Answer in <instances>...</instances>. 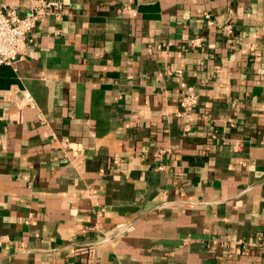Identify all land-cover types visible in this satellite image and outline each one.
Here are the masks:
<instances>
[{"label":"crops","instance_id":"1","mask_svg":"<svg viewBox=\"0 0 264 264\" xmlns=\"http://www.w3.org/2000/svg\"><path fill=\"white\" fill-rule=\"evenodd\" d=\"M63 1L0 65V264H264L230 253L264 236V0Z\"/></svg>","mask_w":264,"mask_h":264},{"label":"built area","instance_id":"2","mask_svg":"<svg viewBox=\"0 0 264 264\" xmlns=\"http://www.w3.org/2000/svg\"><path fill=\"white\" fill-rule=\"evenodd\" d=\"M64 10L65 3L63 0H47L30 6L28 11L21 16L18 13L16 4L5 3L0 0V65L15 66L18 59L27 52L29 44L32 42L31 33L36 24L41 20L61 14ZM122 13L128 14L132 18L138 16L137 8L130 4L122 8ZM205 17L209 24H215V19L211 13H206ZM233 18L234 11L230 10L223 26V29L229 34L234 31ZM202 42V38H195L192 40L191 45L199 47L202 45ZM181 88L182 91L179 93L181 110L177 113V116L183 123L184 132H188L191 130V123L194 120V110L199 105L200 96L196 92L194 85L186 81L181 82ZM22 95L23 104H34V98L29 92L24 91ZM170 151L171 148L160 150L158 152V159H161L164 153ZM160 168H162V165H160ZM98 215L102 216L103 212H99ZM89 229L90 227L87 226L84 228V231L87 232ZM109 240V237L101 238L96 241L95 245L101 246V244ZM214 242L218 243L217 240ZM261 250H264V236L261 234L256 235L252 240H243L230 247L231 254Z\"/></svg>","mask_w":264,"mask_h":264}]
</instances>
